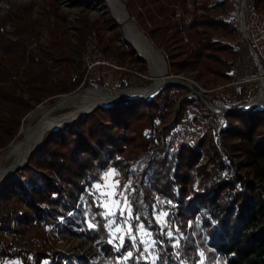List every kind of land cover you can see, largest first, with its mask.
I'll list each match as a JSON object with an SVG mask.
<instances>
[{
  "label": "trees",
  "instance_id": "1",
  "mask_svg": "<svg viewBox=\"0 0 264 264\" xmlns=\"http://www.w3.org/2000/svg\"><path fill=\"white\" fill-rule=\"evenodd\" d=\"M37 1L44 3L41 18L31 19ZM201 1L205 13L193 12L194 17L186 22L184 41L179 21H184V15L189 13L188 0H121L137 25L166 56L171 73L196 69L208 84L232 77L231 63L224 54L236 52L223 39L232 38L235 29L223 17L224 0ZM256 1L264 9V0ZM89 2L73 3L85 6ZM178 9L182 14H177ZM65 21L58 0H28L22 5L0 0V150L14 139L22 117L37 104L47 98L52 104L54 97L76 89L77 84L71 83L70 77L81 68L82 55L89 44L107 56L134 55L131 46L119 51L110 45L112 40L97 34L99 28L117 27L109 17L99 24L81 16L77 20V44L67 38ZM208 74L213 77L208 79ZM83 84L87 86L88 82ZM189 93L184 85L168 83L147 102L113 106L105 111L95 109L59 127L30 154L22 169L0 184V200L15 198L29 209L18 220L22 230L55 224L57 231L67 237L98 244L103 258L114 260L119 253L108 243L101 208L88 192L89 187L98 179V172L108 167L117 169L122 180L128 181L131 176L127 168L132 161L157 149L149 163L150 188L145 191L144 200L150 206L163 201L168 222L185 236L181 242L164 239V246L158 243V263L165 264L170 254L177 251L187 264H196L197 249L201 248L209 264H214L216 257L221 264H264V110L224 113V124L219 127V115ZM189 112L191 116L187 117ZM107 122L112 123V128L106 126ZM186 124H196L200 134L181 140L176 128ZM236 139L240 143L233 144ZM224 150L241 152L250 179L231 171L233 163ZM202 179L209 182L202 185ZM141 198L135 185L133 210L146 223ZM77 202L80 216L88 210L93 218L92 228L67 227L75 222L69 212ZM197 214L201 225H189ZM3 218L0 211V220ZM60 218L66 225L58 221ZM19 252L3 251L0 256L13 259ZM43 259L53 261L54 256L36 251L35 264ZM75 259L88 264L85 257ZM22 261L31 263L30 258ZM55 264H62L61 260Z\"/></svg>",
  "mask_w": 264,
  "mask_h": 264
},
{
  "label": "rangeland",
  "instance_id": "2",
  "mask_svg": "<svg viewBox=\"0 0 264 264\" xmlns=\"http://www.w3.org/2000/svg\"><path fill=\"white\" fill-rule=\"evenodd\" d=\"M5 1L17 5H22L28 2V0ZM74 1L75 0H58L59 11L66 16L65 31L66 36L71 43L77 44V20L81 16H86L90 21H96L99 24H101L106 17H109L117 23V27L115 29H111L108 26L99 28L97 34L102 38L112 40L110 45L118 47L119 51H127L128 47L131 45L124 42L122 38L121 26L113 18L109 7L104 0H90L88 5L85 6L75 5L73 3ZM224 1V11L222 13L223 17L226 16L230 3L229 0ZM201 3V0L199 5L196 4V0H188L187 2L189 13L184 15V21H179V27L184 37V41H187L186 22L194 17L195 14L201 15L205 13V11L201 8ZM43 5L44 3L42 1H37L33 8L31 19L41 18ZM104 11L108 13L106 16ZM193 12H195V14H193ZM180 13L181 10L178 9L177 14ZM129 16L131 21L137 25L134 17L130 14ZM45 37L46 31H43V39ZM200 37H203L202 33H200ZM233 38L234 36L232 38H224L223 41L231 42ZM176 52H178V50H176ZM235 52L236 53L229 52L224 54L227 61L231 64H237L234 70L231 68L229 69V73L232 76L230 79H218L206 84L204 79L199 77L198 70L194 69L173 74L169 71L168 65L165 76L175 77L176 75H183L189 80V83H191L190 81L196 82L197 85L204 89L206 98L219 103L218 106L237 107L261 97L260 92L262 86L264 85V75L261 74L258 67L252 62L250 55L245 49H240L239 51L235 50ZM160 53L166 61V56L161 51ZM86 55L88 57H86ZM82 59L83 63L81 68L78 71L73 72L70 77V82L77 84L76 89L70 93L54 97V102H57L65 96L74 95L84 89L105 86L114 91H123L129 88L146 85L150 81L147 76V63L138 58L135 55V51L133 56H129L127 54L107 56L102 54L100 51H95L89 44L82 55ZM73 76H75L74 80L72 78ZM212 77V74H208L207 76L208 79H211ZM232 79H241L244 81L242 82L241 93H236L234 91L232 85L230 84ZM84 82H88V85L84 86ZM190 95H193V93L188 94V96ZM23 96L27 98L26 93H23ZM48 99L49 98L37 104L33 109L42 103L49 104ZM31 110L24 117H22L18 132L12 141L20 138V128L26 124ZM212 113L219 115L217 122L219 123V127H222L224 124V118L222 115L224 113ZM190 116L191 112L188 113L187 117ZM106 126L112 128L113 125L112 123L107 122ZM166 126L167 125H165V127ZM159 131L162 133L161 140L163 144V127H160ZM176 131L181 140L193 139L200 134L199 128L196 124L179 126L176 128ZM50 136L51 135L49 134L48 137ZM45 139L43 141H45ZM217 139L218 143L221 145L219 134L217 135ZM232 143L238 144L240 143V140H233ZM6 148L0 150V153H2ZM157 151V149H151L147 153L132 161L127 168L131 176L128 181L122 180V176L117 169L108 167L98 172V179L91 184V187H89L88 192L93 195L94 200L101 208V215L105 220V226L109 235L108 243L111 241L109 244L113 247L115 252L119 253L114 259L116 264H137V262L140 261L148 264H160L158 263L159 250L157 244L160 243L164 246V239L170 240V242L176 241V239L178 241V239H180L181 242L185 238L181 232H178L168 222V211L165 208L166 204L163 201L158 200L155 205L150 206L149 203L144 200L145 191L150 188L148 183L149 163L156 155ZM224 152L226 157L233 163L231 171L250 179V170L247 166H245L246 160L241 152L238 151L236 154H232L226 150H224ZM112 170H115V174L108 176L107 174ZM225 174L226 176L228 175V173ZM47 178L56 182L55 178ZM117 181H119L118 185L116 184ZM200 182L204 185L208 183L209 180L202 179ZM97 185H99V187H97ZM125 185H127V187H125ZM135 185L138 187V192L142 195L140 202L142 203V210L144 212L146 223L139 220L133 210L131 197L133 195ZM196 185L197 182H194L193 187H196ZM113 193H115V195H113ZM121 193H123V196L120 195ZM116 201H119V203L117 204ZM78 204L79 202H77L76 207L69 212L70 217L74 218L75 222L73 225H68L67 227L74 230L92 228L94 226L93 218L89 216L88 210L85 212L84 216L81 217L78 213ZM85 207L87 209V206ZM0 211H2V215L4 216L2 220L12 218L15 219L17 223L15 236L17 237L19 244L22 247H25V249H18V251L21 250V252H19V255L16 258L11 259L9 257L0 256V264H23L22 259L31 258L30 255L32 250L44 251L48 255L54 256L53 261L43 259L40 262L45 264H55V261L59 259L62 264H82L79 260L75 259L76 257L87 258L88 264H113L114 260L111 258H103L104 256L102 255L98 244L87 242L82 238L67 237L63 233L57 231L55 224L48 226L37 225L22 230L23 226L19 224L18 220L22 216L23 212L30 211L25 205L18 204L15 198L0 200ZM58 221L66 225L64 219L60 218ZM110 221L112 222L111 224L109 223ZM192 224H196L197 226L201 225L200 215L197 214L195 220L193 222H189V225ZM155 225L158 227H155ZM169 233H171V236H169ZM124 246H127L128 248L125 251H122L121 249ZM129 253H131V255H129ZM197 254L199 257L196 264H209L208 258L205 256V253L201 248L197 249ZM215 260L214 264H221L217 257ZM165 264L187 263L185 258L181 256L179 252L174 251L165 261Z\"/></svg>",
  "mask_w": 264,
  "mask_h": 264
},
{
  "label": "bare ground",
  "instance_id": "3",
  "mask_svg": "<svg viewBox=\"0 0 264 264\" xmlns=\"http://www.w3.org/2000/svg\"><path fill=\"white\" fill-rule=\"evenodd\" d=\"M113 18L119 23L124 42L135 48V55L143 58L147 63L149 83L143 86L129 88L123 91H114L108 87L84 89L76 94L68 95L55 104H40L31 110L25 125L21 126L20 138L14 140L0 153V180L6 178L12 168L21 164L30 149L49 136L60 127L64 121L71 120L93 108H104L116 102L134 99H146L151 96L163 82L167 73V64L150 38L131 21L126 7L120 0H104ZM261 97L237 106L240 110L264 109V85ZM221 106H211L214 112L221 113ZM58 126V127H56ZM13 174V173H11ZM8 178V177H7Z\"/></svg>",
  "mask_w": 264,
  "mask_h": 264
},
{
  "label": "built area",
  "instance_id": "4",
  "mask_svg": "<svg viewBox=\"0 0 264 264\" xmlns=\"http://www.w3.org/2000/svg\"><path fill=\"white\" fill-rule=\"evenodd\" d=\"M229 1V8L225 19L235 29L234 38L230 43L236 51L245 49L250 55L252 62L258 67L261 74L264 75V9L260 7L256 0ZM199 3L200 0H196V4L199 5ZM199 32L202 33L201 29H199ZM86 57L88 56L86 55ZM236 66L237 64L233 63L230 65V68L234 70ZM175 77L189 83V80L183 75H176ZM72 78L74 80L75 76ZM190 82V85L194 88L200 89L206 97L204 89L197 85L196 82ZM242 82L244 81L241 79H232L230 82L236 93H241ZM16 227L17 223L13 218L0 220V253L3 251L15 253L19 248L25 249V247H22L19 244L17 237L15 236ZM155 227L158 226L155 225ZM35 253L36 251L32 250L30 264H35Z\"/></svg>",
  "mask_w": 264,
  "mask_h": 264
},
{
  "label": "water",
  "instance_id": "5",
  "mask_svg": "<svg viewBox=\"0 0 264 264\" xmlns=\"http://www.w3.org/2000/svg\"><path fill=\"white\" fill-rule=\"evenodd\" d=\"M123 5H124V4H123ZM124 6H125V5H124ZM127 43H128V42H127ZM131 47H132L133 50L135 51V48H134L132 45H131ZM140 59H141V60H144L143 58H140ZM168 83H176V84H181V85H184V86L188 87V88L190 89L191 93H193V94H195L196 96H198L199 99H200V101H201V103H203V104H204L209 110H211L212 112H214V111L211 109V106H218V105H215V104H212V103L208 102L207 99H206V97L203 95V93H202V91H201L200 89H198V88H194L192 85H190V84L187 83L186 81H183V80H181V79H179V78H177V77L165 76V78H164L163 82L161 83L160 87H159V88H158V89H157V90H156L151 96H149V97L146 98V99H144V98H143V99H134V100H132V101L124 102V104H121V103H119V102H116V103L111 104V105H109V106H107V107H104V108H98V109H101V110L105 111L106 109H109L110 107H113V106L131 105V104H135V103H144V102H147V101L150 100L153 96H155V95L161 90L162 87H164V86L167 85ZM55 103H56V102H54V103H52V104H50V105H53V104H55ZM95 109H97V108H93V109H91V110H89V111H87V112H84V113L78 115L77 117H75V118H73V119H71V120H68V121H64V122H62V123L60 124V127L65 126V125H68V124H71V123H73V122H75V121L81 119L84 115L93 112ZM259 110H263V109H255V108H253V109H249V110L246 111V110H240V109H238L237 107H223L221 113H233V112H244V113H248V112L259 111ZM56 127H58V126H56ZM55 130H56V129H55ZM41 143H42V142H39V143H37L35 146H33V147L30 149L29 153L25 156L24 161H23L21 164L17 165L16 167L12 168L11 171L8 172V175H9V176H6V178H2V179L0 180V184H1L3 181H5L6 179H8L11 175H13L17 170L22 169V168L27 164V161H28V158H29L30 154H31L32 152H34V151L38 148V146H39ZM11 173H13V174H11ZM7 177H8V178H7Z\"/></svg>",
  "mask_w": 264,
  "mask_h": 264
},
{
  "label": "snow or ice",
  "instance_id": "6",
  "mask_svg": "<svg viewBox=\"0 0 264 264\" xmlns=\"http://www.w3.org/2000/svg\"><path fill=\"white\" fill-rule=\"evenodd\" d=\"M113 174H115V170L110 171L107 175L111 176ZM116 184L118 185L119 181H117ZM97 187H99V185H97ZM125 187H127V185H125ZM113 195H115V193H113ZM120 195L123 196V193H121ZM116 203L118 204L119 201H116ZM108 214H111V213H108ZM109 223L111 224L112 222L110 221ZM169 236H171V233H169ZM109 243H111V241H109ZM129 255H131V253H129Z\"/></svg>",
  "mask_w": 264,
  "mask_h": 264
}]
</instances>
